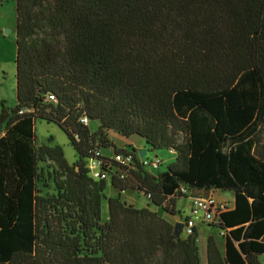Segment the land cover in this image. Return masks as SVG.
<instances>
[{
	"label": "trees",
	"instance_id": "trees-1",
	"mask_svg": "<svg viewBox=\"0 0 264 264\" xmlns=\"http://www.w3.org/2000/svg\"><path fill=\"white\" fill-rule=\"evenodd\" d=\"M16 15L17 104L0 110V264H201L196 228L178 236L150 209L176 215L182 187L235 194L213 223L225 257L210 237L208 264H260L264 0H16ZM37 120L67 136L75 166L62 148L37 146ZM112 133L175 159L154 174ZM116 155H131L132 168ZM46 159L66 175L51 198L38 188ZM94 159L107 179L89 175ZM128 191L150 204H126Z\"/></svg>",
	"mask_w": 264,
	"mask_h": 264
},
{
	"label": "rangeland",
	"instance_id": "rangeland-1",
	"mask_svg": "<svg viewBox=\"0 0 264 264\" xmlns=\"http://www.w3.org/2000/svg\"><path fill=\"white\" fill-rule=\"evenodd\" d=\"M0 110L2 107V102H6V105L9 107H14L17 104V68H16V56H17V39H16V0H0ZM99 126V123L94 121L90 123V130L95 132ZM111 140L118 149H125L127 146H133L135 150L147 151L144 156L139 158L142 160V163L145 159L161 160V167L158 172H153L154 174H159L166 170L167 166L175 159L173 154L168 150H151L146 147L144 141L137 137H131L125 139L117 133H112L110 135ZM36 144L37 146H48L51 148L60 147L64 152V157L71 166L79 161V157L73 147L70 145V142L67 136L59 129L55 124H50L42 120L36 121ZM133 148H129V151H132ZM106 154H110V150L104 151ZM85 167L88 162L84 161ZM82 167L76 168V171L83 172ZM39 171L41 172V179L38 183V188L40 190V195L44 198H51L57 196L60 192L59 187L63 184L66 179V175L59 165L50 159H46L39 163ZM89 175L97 180V177L89 172ZM110 182V180H108ZM107 184H110L108 183ZM117 194V193H116ZM104 195L109 198L112 197L113 191L110 188V185L107 186V189L104 192ZM202 195V194H201ZM116 196V195H115ZM114 196V197H115ZM121 200L128 205H133L135 207H146L150 202L145 197L143 193L138 191H128L121 194ZM152 205V204H151ZM183 203L182 209L185 208ZM144 206V207H143ZM158 215L168 214L164 213L161 209H156ZM109 220V210L108 203L106 200L103 201L102 207V219L101 223H106ZM184 220V219H183ZM183 223V222H180ZM208 224L197 220V246L199 248V254L201 259V264L207 263V247L210 237L216 238L218 242H221L219 233L221 236H224L223 232H219L214 224ZM183 232V231H182ZM219 232V233H218ZM223 233V234H222ZM215 236V237H214ZM216 242V240H215ZM217 244V243H216ZM218 248V246H217ZM219 251V250H218Z\"/></svg>",
	"mask_w": 264,
	"mask_h": 264
},
{
	"label": "built area",
	"instance_id": "built-area-1",
	"mask_svg": "<svg viewBox=\"0 0 264 264\" xmlns=\"http://www.w3.org/2000/svg\"><path fill=\"white\" fill-rule=\"evenodd\" d=\"M50 101H55L53 95H49ZM81 122L85 125L89 124L87 117L81 119ZM114 160L117 161L124 167L129 169L132 168L133 157L131 155H116ZM161 160H147L145 159L141 165L144 168H151L153 170H158L161 166ZM102 161L99 159L91 160L88 164V168L91 173H93L99 179H107L109 174L102 169ZM109 167L107 166V169ZM181 192L184 195L190 197V214L189 218L185 220L183 234L187 237L193 234L194 229L197 226V220L207 222L208 224L216 223L219 219V215L228 209V205L225 203H220L216 200L214 195L210 194L207 196H194L193 193L187 188L182 187ZM260 264H264V255L261 257Z\"/></svg>",
	"mask_w": 264,
	"mask_h": 264
},
{
	"label": "crops",
	"instance_id": "crops-1",
	"mask_svg": "<svg viewBox=\"0 0 264 264\" xmlns=\"http://www.w3.org/2000/svg\"><path fill=\"white\" fill-rule=\"evenodd\" d=\"M89 128H90V124H89ZM108 183H110V182H108ZM109 185H110V188L113 191L112 197H114L115 195H117L116 194L117 192L112 188L111 184H107V186H109ZM210 194L214 195V197L216 198V200L218 202L227 204L228 205V209L227 210H233L234 209V207H235V194L232 191L214 190V191H211ZM193 195L194 196H201L198 192H193ZM183 203L186 204L184 209L181 208L182 205H183ZM190 204H191L190 203V197H188V198H179L176 201L177 214L174 215V216L168 215L167 217L165 215H162V217L165 218L166 220H168L173 225H175L177 223H180V222L185 223V220L189 218V214H190ZM140 208H142V207H140ZM150 209L152 211H155L156 212V209H158V208L155 207L154 205H151L150 206ZM214 228H216L219 232H223L222 230H220L217 227H214ZM197 230H198V227H197ZM181 236L184 237V238H186V236L183 233H182ZM218 236L220 237L221 242H218L216 238H215V240H216V243H217V246H218V250L220 252V255L222 256V258H224L225 257V251H226L225 250V241H224L223 236L220 235V233H219ZM206 260H207V263L206 264H208V258Z\"/></svg>",
	"mask_w": 264,
	"mask_h": 264
},
{
	"label": "water",
	"instance_id": "water-1",
	"mask_svg": "<svg viewBox=\"0 0 264 264\" xmlns=\"http://www.w3.org/2000/svg\"><path fill=\"white\" fill-rule=\"evenodd\" d=\"M145 151H141L140 152V156H144L145 155ZM183 228H184V223H177L176 225H175V232H176V235H180V234H182V231H183Z\"/></svg>",
	"mask_w": 264,
	"mask_h": 264
}]
</instances>
